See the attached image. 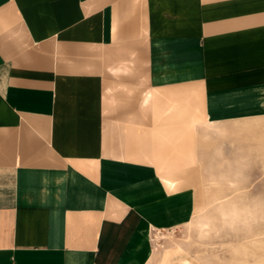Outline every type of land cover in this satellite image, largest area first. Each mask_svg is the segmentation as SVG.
<instances>
[{
	"label": "crops",
	"instance_id": "crops-1",
	"mask_svg": "<svg viewBox=\"0 0 264 264\" xmlns=\"http://www.w3.org/2000/svg\"><path fill=\"white\" fill-rule=\"evenodd\" d=\"M263 118L264 0H0V264H151L202 129Z\"/></svg>",
	"mask_w": 264,
	"mask_h": 264
},
{
	"label": "rangeland",
	"instance_id": "rangeland-1",
	"mask_svg": "<svg viewBox=\"0 0 264 264\" xmlns=\"http://www.w3.org/2000/svg\"><path fill=\"white\" fill-rule=\"evenodd\" d=\"M196 151L194 166L178 174V189L196 192L194 218L155 232L151 264L177 247L170 264H264V118L205 127Z\"/></svg>",
	"mask_w": 264,
	"mask_h": 264
}]
</instances>
